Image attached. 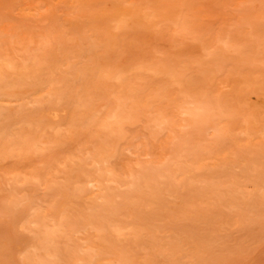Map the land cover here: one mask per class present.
I'll return each mask as SVG.
<instances>
[{"label": "bare ground", "instance_id": "6f19581e", "mask_svg": "<svg viewBox=\"0 0 264 264\" xmlns=\"http://www.w3.org/2000/svg\"><path fill=\"white\" fill-rule=\"evenodd\" d=\"M100 1L0 0V214L10 215L30 234L18 249L24 264H134V250L160 252L138 207L124 200L169 193L180 176L189 189L197 186L200 195H212L213 202L230 204L242 192L248 207H255L264 193V168L248 166L257 176L249 172L245 180L223 165L221 180L193 171L205 149L204 131L214 130L218 145L237 144L238 136L225 129L227 118L243 127L245 146L264 138V126L257 128L259 118L251 110L254 91H260L242 92L241 83L232 79L228 92L227 74L214 92L209 83L216 62L189 54L167 64L116 63L110 27L127 30L131 17L137 25L150 26L175 19L191 31L192 17L173 16L170 3L124 12L125 0H113L119 13L92 14ZM220 40L237 44L229 34ZM148 71L163 77L152 79ZM248 76L246 83L260 85V79ZM138 122L153 137L164 131L167 136L153 143V160L135 172L123 140ZM10 158L15 164L5 167ZM198 246L188 245L184 254L197 256ZM172 249L169 257L179 259L180 243Z\"/></svg>", "mask_w": 264, "mask_h": 264}, {"label": "rangeland", "instance_id": "374dc122", "mask_svg": "<svg viewBox=\"0 0 264 264\" xmlns=\"http://www.w3.org/2000/svg\"><path fill=\"white\" fill-rule=\"evenodd\" d=\"M168 3L175 11L173 16L186 13V16L192 17L191 31L178 27L175 19L159 20L157 25L150 26L147 23L137 25L134 17H128L130 24L127 30L115 26L109 28V36L116 43L111 59L123 66L144 60L167 64L189 54L194 55L197 61L216 62L209 86L212 84L215 92L229 74L228 92L232 88V79L241 83L242 92L252 87L260 91H254L255 103L251 104L255 106L251 110L259 118L257 128L264 126V0H125L121 2L120 9L127 12L128 9L144 7L151 11ZM118 8L115 1L102 0L96 3L91 13L98 14L101 10L119 13ZM62 11L58 7L57 13L63 14ZM223 34L235 37L236 42L231 43H237L236 46L225 45L220 40ZM247 74L260 79V85L246 83ZM147 75L155 80L163 77V74L152 71H148ZM238 96L240 100L245 98ZM239 107L243 106L237 105L236 108L240 110ZM224 123L230 136H238L237 144L226 140L225 144L218 145L215 131H204L200 141L205 149L197 156L194 174L221 180L225 176L222 172L218 176V169L223 165L227 172L240 180H245L249 172L257 176L255 170L248 172L246 169L248 166L264 168V138L254 139L252 145L247 147L246 140L240 134L243 127L236 120L228 118ZM166 133L164 131L158 138L153 137L142 122L130 127V136L123 140V146L124 155L131 159L135 172L153 160V143L164 141ZM233 152L238 154L237 159L233 158ZM14 164L13 158L4 162L5 167ZM22 165L27 167V162L24 161ZM181 177L177 178V188L169 193L158 192L154 199L124 200L128 207H138L145 224L155 232L161 248L160 252L147 247L134 250L133 263L264 264V193L257 199L255 207H248L247 196L242 192L230 204L225 201L213 202L209 198L212 195H200L197 186L189 189ZM260 188L264 192V176ZM29 237V232L22 230L10 215L0 214V264H24L18 258V249L29 241ZM174 242L182 247L178 252L181 255L179 259L169 257ZM191 244L199 245L197 256L184 254Z\"/></svg>", "mask_w": 264, "mask_h": 264}]
</instances>
